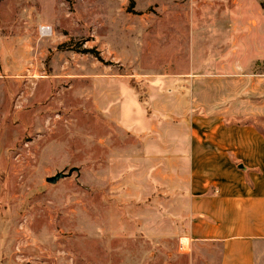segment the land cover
Returning <instances> with one entry per match:
<instances>
[{
    "label": "rangeland",
    "instance_id": "374dc122",
    "mask_svg": "<svg viewBox=\"0 0 264 264\" xmlns=\"http://www.w3.org/2000/svg\"><path fill=\"white\" fill-rule=\"evenodd\" d=\"M232 1L0 0V264L216 263L174 236L138 153L159 151L151 79L185 74L190 27Z\"/></svg>",
    "mask_w": 264,
    "mask_h": 264
},
{
    "label": "crops",
    "instance_id": "0c3cea01",
    "mask_svg": "<svg viewBox=\"0 0 264 264\" xmlns=\"http://www.w3.org/2000/svg\"><path fill=\"white\" fill-rule=\"evenodd\" d=\"M232 8L202 27L192 24L185 74L151 79L145 124L161 139L147 147L159 149L154 156L140 151L138 158L148 156L157 179L169 183L161 194L170 202L155 203L176 217L174 236L187 241L188 252L217 248L215 264H261L264 8L259 0H233Z\"/></svg>",
    "mask_w": 264,
    "mask_h": 264
},
{
    "label": "water",
    "instance_id": "95a60500",
    "mask_svg": "<svg viewBox=\"0 0 264 264\" xmlns=\"http://www.w3.org/2000/svg\"><path fill=\"white\" fill-rule=\"evenodd\" d=\"M78 169L77 168H71L70 170H68L67 173H65V171L62 172H58L55 175L51 176V177H47L45 179L46 183L54 185L56 184L59 180L69 177L71 176L74 172H77Z\"/></svg>",
    "mask_w": 264,
    "mask_h": 264
},
{
    "label": "built area",
    "instance_id": "2783aa9c",
    "mask_svg": "<svg viewBox=\"0 0 264 264\" xmlns=\"http://www.w3.org/2000/svg\"><path fill=\"white\" fill-rule=\"evenodd\" d=\"M40 30H41V32H43V33H46V31H48V29L45 28V27H42ZM49 31H50V29H49Z\"/></svg>",
    "mask_w": 264,
    "mask_h": 264
},
{
    "label": "bare ground",
    "instance_id": "6f19581e",
    "mask_svg": "<svg viewBox=\"0 0 264 264\" xmlns=\"http://www.w3.org/2000/svg\"><path fill=\"white\" fill-rule=\"evenodd\" d=\"M48 30H49V29H48ZM47 32H48V31H46V33H44V34H47ZM42 33H43V32H42Z\"/></svg>",
    "mask_w": 264,
    "mask_h": 264
},
{
    "label": "trees",
    "instance_id": "16d2710c",
    "mask_svg": "<svg viewBox=\"0 0 264 264\" xmlns=\"http://www.w3.org/2000/svg\"><path fill=\"white\" fill-rule=\"evenodd\" d=\"M89 52V51H88Z\"/></svg>",
    "mask_w": 264,
    "mask_h": 264
}]
</instances>
